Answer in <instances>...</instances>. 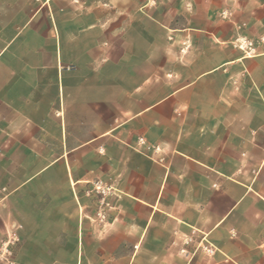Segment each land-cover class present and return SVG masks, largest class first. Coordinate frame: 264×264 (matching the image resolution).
Segmentation results:
<instances>
[{
    "label": "crops",
    "instance_id": "0c3cea01",
    "mask_svg": "<svg viewBox=\"0 0 264 264\" xmlns=\"http://www.w3.org/2000/svg\"><path fill=\"white\" fill-rule=\"evenodd\" d=\"M173 1L157 20L190 23L180 59L99 35L69 69L54 19L47 48L0 47V218L24 224L21 264H264V0Z\"/></svg>",
    "mask_w": 264,
    "mask_h": 264
},
{
    "label": "rangeland",
    "instance_id": "374dc122",
    "mask_svg": "<svg viewBox=\"0 0 264 264\" xmlns=\"http://www.w3.org/2000/svg\"><path fill=\"white\" fill-rule=\"evenodd\" d=\"M164 1L166 0H0V32L6 35L0 37V47L8 42L9 36L18 32L17 39L21 41L22 52L47 48L52 41L51 20L54 19L56 27L64 31L65 42L71 50L65 55L64 63L69 69L75 68L79 58L86 62L92 60L95 40L99 35L105 40L104 45L117 47V57H124L125 47H134L136 55V49L141 51L144 46L145 49L149 48L151 64L157 63L160 58L163 60L162 52L168 46L171 49L177 48V58L180 59L191 47V26L188 22L157 20L162 14L176 12L173 0ZM184 6V12L188 13L189 3L186 2ZM223 12H220L221 16ZM94 16L98 19L102 17V20H96L89 27L78 28L82 25L78 19L83 17L90 20ZM109 31L116 33L105 37ZM80 34L85 36L80 38ZM79 42L85 52H78V48L73 47ZM256 52L255 49L249 54L254 55ZM46 60V54L38 59L39 62ZM22 153V158L25 159L28 151ZM31 168L32 170L22 166L21 174L26 177L36 170V167ZM12 184L0 183V204L9 199L6 194L11 190ZM24 235V224L15 218L12 209H9L6 216L0 218V264H21L20 250ZM35 264L67 263L54 259L49 263Z\"/></svg>",
    "mask_w": 264,
    "mask_h": 264
},
{
    "label": "built area",
    "instance_id": "2783aa9c",
    "mask_svg": "<svg viewBox=\"0 0 264 264\" xmlns=\"http://www.w3.org/2000/svg\"><path fill=\"white\" fill-rule=\"evenodd\" d=\"M238 41H239V46L241 48H245L247 53H251L253 52L255 49L254 47H252V43L249 41V40H246L244 38H238ZM136 145L137 146H144L145 149H150L152 148L153 150H157V147H151L149 146L145 140L143 139V137H137L136 139Z\"/></svg>",
    "mask_w": 264,
    "mask_h": 264
}]
</instances>
